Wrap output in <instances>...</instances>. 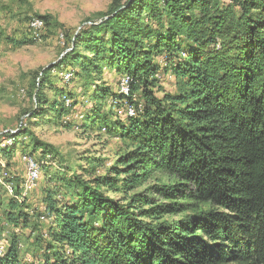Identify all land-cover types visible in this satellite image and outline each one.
<instances>
[{
	"label": "trees",
	"instance_id": "1",
	"mask_svg": "<svg viewBox=\"0 0 264 264\" xmlns=\"http://www.w3.org/2000/svg\"><path fill=\"white\" fill-rule=\"evenodd\" d=\"M111 6L68 37L69 53L38 88L51 98L36 95L31 119L69 130L75 114L132 150L96 177L55 169L53 151L30 134L25 145V132L0 147L6 168L18 145L48 163L41 211L28 204L26 179L5 178L0 164L10 190L0 189V264H264V0ZM66 69L89 104L79 114L78 95L48 79ZM160 72L172 75L173 91L156 86ZM105 73L127 80V93L106 86ZM158 172L173 182L136 193Z\"/></svg>",
	"mask_w": 264,
	"mask_h": 264
},
{
	"label": "rangeland",
	"instance_id": "2",
	"mask_svg": "<svg viewBox=\"0 0 264 264\" xmlns=\"http://www.w3.org/2000/svg\"><path fill=\"white\" fill-rule=\"evenodd\" d=\"M112 2L113 0H0V147L11 146L12 137L25 132L26 136L22 135L20 138L25 145L31 140L27 137V134H30L34 142L31 143L47 146L53 151L56 161L51 165H54L55 169L59 168V165H65L77 175L83 174L81 171L85 169L99 177L109 174L115 167H120V159L132 150L130 143L108 135L102 130L93 129L90 125L85 126L84 119L77 118L75 114L72 119L78 128L69 130L51 122L31 119V113L37 107L36 95L43 99L51 98L48 88L38 90L43 73L51 66L57 65L61 58L69 53L70 49L66 46L68 37L76 34L90 20H96L106 14L111 9ZM41 17L47 18L45 21L47 26L44 29L42 27L39 39L36 40L28 23ZM215 46L216 49L219 48V44ZM67 70L52 71L48 79L54 86L57 83V88H67L78 95L75 111L79 114L87 109L89 104L79 98L81 88L74 80L71 81L72 77L67 74ZM66 75L69 77L66 78ZM102 80L117 94L121 93L122 85L126 82L123 77L108 73L104 74ZM156 81V86L163 91L174 90V79L171 74L160 72ZM126 109L128 114V106ZM112 111L116 116L123 113V109L115 107H112ZM2 136L10 138L2 139ZM27 153V151L22 153L18 145L10 161V167L6 168L4 161L0 160L1 169L4 170L2 176L8 179L16 177L20 183L26 179L27 185L32 168L38 169L41 173V168L48 163H38L39 169L34 160L36 154L29 157ZM28 160L31 167L26 164ZM88 178L86 176L83 180ZM1 180L0 189L10 193L9 187L3 185ZM36 182L27 200L28 204L41 211L42 206L36 204V198L44 181L39 178ZM172 182L164 173L158 172L153 175L146 187L137 190L136 193L143 192L153 184L168 185ZM108 196L120 198L113 193H109ZM188 214L193 212L168 216L163 220L176 222ZM42 223L40 225L45 226ZM0 245H4L3 236Z\"/></svg>",
	"mask_w": 264,
	"mask_h": 264
},
{
	"label": "bare ground",
	"instance_id": "3",
	"mask_svg": "<svg viewBox=\"0 0 264 264\" xmlns=\"http://www.w3.org/2000/svg\"><path fill=\"white\" fill-rule=\"evenodd\" d=\"M42 27H43V24L38 19H32L29 22V29L32 32V35L34 36V39H36V40L39 39V32L42 30ZM67 77H69V75H66V78ZM122 86L123 87L121 88V92L126 94L127 93V80ZM132 112H133L132 110H128V115H132ZM39 178H40V171L38 169L32 168L30 171V176L28 177L26 190L30 191L32 188H34V186H36V183H37L36 181H38ZM0 253H1V251H0Z\"/></svg>",
	"mask_w": 264,
	"mask_h": 264
},
{
	"label": "built area",
	"instance_id": "4",
	"mask_svg": "<svg viewBox=\"0 0 264 264\" xmlns=\"http://www.w3.org/2000/svg\"><path fill=\"white\" fill-rule=\"evenodd\" d=\"M26 164L31 167V164H30L29 160L26 162Z\"/></svg>",
	"mask_w": 264,
	"mask_h": 264
}]
</instances>
